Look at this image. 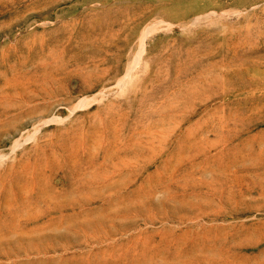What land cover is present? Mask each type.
Listing matches in <instances>:
<instances>
[{"label":"rangeland","instance_id":"rangeland-1","mask_svg":"<svg viewBox=\"0 0 264 264\" xmlns=\"http://www.w3.org/2000/svg\"><path fill=\"white\" fill-rule=\"evenodd\" d=\"M0 264H264V0H0Z\"/></svg>","mask_w":264,"mask_h":264},{"label":"bare ground","instance_id":"bare-ground-1","mask_svg":"<svg viewBox=\"0 0 264 264\" xmlns=\"http://www.w3.org/2000/svg\"><path fill=\"white\" fill-rule=\"evenodd\" d=\"M86 103V102H85ZM84 105V104H83Z\"/></svg>","mask_w":264,"mask_h":264}]
</instances>
